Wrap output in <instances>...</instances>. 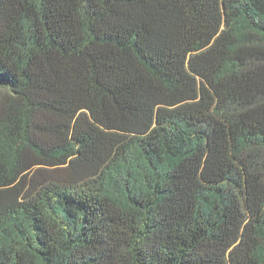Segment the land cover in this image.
<instances>
[{
	"label": "trees",
	"instance_id": "1",
	"mask_svg": "<svg viewBox=\"0 0 264 264\" xmlns=\"http://www.w3.org/2000/svg\"><path fill=\"white\" fill-rule=\"evenodd\" d=\"M0 264H264V0H0Z\"/></svg>",
	"mask_w": 264,
	"mask_h": 264
}]
</instances>
